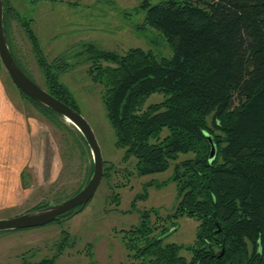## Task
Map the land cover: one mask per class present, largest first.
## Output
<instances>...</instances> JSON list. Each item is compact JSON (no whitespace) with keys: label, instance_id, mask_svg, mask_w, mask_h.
<instances>
[{"label":"trees","instance_id":"trees-1","mask_svg":"<svg viewBox=\"0 0 264 264\" xmlns=\"http://www.w3.org/2000/svg\"><path fill=\"white\" fill-rule=\"evenodd\" d=\"M3 5V27L16 62L27 73L9 43L11 17L21 22L31 43L44 88L80 111L58 77L71 66L65 55L49 62L29 22L10 1L3 0ZM132 12L143 13L138 29L158 30L170 46L169 54L160 56L139 46L118 53L91 44L81 51L90 52L89 70L105 88L107 118L117 145L124 148L122 158L134 157L138 175L173 164L168 181L176 182L178 201L173 212L156 217L175 223L172 217L187 214L198 224L194 243L185 246L188 258L180 252L182 244L163 241L171 226L153 231L150 215L156 210L144 208L139 222L123 230L127 255L146 264H264V0H141ZM18 90L48 119L68 127L56 110ZM153 92H161L162 99L142 108ZM73 127L69 131L89 162L71 194L93 170L88 142ZM207 133L216 146L213 157ZM181 153L192 155L180 158ZM111 166L104 160L102 178L110 176ZM112 197L118 198L117 192ZM90 199L53 221L81 211ZM61 232L55 253L37 260L22 257L14 264H54L69 237L66 230Z\"/></svg>","mask_w":264,"mask_h":264},{"label":"rangeland","instance_id":"rangeland-1","mask_svg":"<svg viewBox=\"0 0 264 264\" xmlns=\"http://www.w3.org/2000/svg\"><path fill=\"white\" fill-rule=\"evenodd\" d=\"M27 20L35 32L40 46L50 62L62 55L71 64L61 71L59 79L64 82L76 98L80 112L91 125L106 164H111L110 176L101 178L100 183L84 209L63 221H51L42 225L0 232V264H14L22 257L37 260L55 253L59 240L68 230L67 242L54 264H122L131 261L126 258L127 250L122 241L123 230L140 220V210L155 206L159 216L173 211L176 201V182L168 181L172 171L167 169L144 175H137L134 157L122 158L124 148L117 145L113 127L107 118L104 103V86L93 78L89 70L92 64L90 52L81 51L87 45L124 53L129 48L139 46L150 49L162 56L170 53V46L155 28L147 32L136 27L143 21V13H134L132 8L141 0H8ZM156 1V0H151ZM9 43L27 73L42 87L44 74L32 51L31 43L19 20L14 17L8 24ZM151 39L153 41H151ZM68 54V55H66ZM104 63V62H103ZM0 79L12 94L19 109L32 118L33 142L39 147H47L53 153L51 169H46L44 154L33 152L32 164L28 170L29 186L14 190L8 198V205L0 208V218L12 216L41 202H55V198L66 197L74 192L85 177L89 158L84 159L79 146L68 127L58 126L42 114L36 106L18 90L8 72L0 62ZM161 92L149 94L143 103L145 108L162 99ZM75 126V125H74ZM38 147V145L36 144ZM34 145L33 147L36 148ZM45 148V150L47 149ZM47 155V154H46ZM192 155L181 153L180 158ZM46 159V158H45ZM92 159V155L90 157ZM152 179V184H145ZM165 180L163 184L159 182ZM158 184V185H157ZM146 187L145 199L135 194ZM117 192L118 198L112 197ZM151 211L150 219L154 229L166 223L157 219ZM176 226L165 238L182 244L180 252L189 258L185 248L195 241L198 220L183 214L176 218ZM73 242V243H74ZM88 249L92 257L88 254ZM134 264H146L135 258ZM132 262V261H131Z\"/></svg>","mask_w":264,"mask_h":264},{"label":"water","instance_id":"water-1","mask_svg":"<svg viewBox=\"0 0 264 264\" xmlns=\"http://www.w3.org/2000/svg\"><path fill=\"white\" fill-rule=\"evenodd\" d=\"M3 8V0H0L1 64L6 69L11 80L18 88L37 101L56 110L64 118H67L73 125H75L78 130H80L90 147L93 160V170L87 182L70 196L59 201L28 209L12 216L0 218V231L42 225L53 221L63 212L70 210L77 205L85 204L93 196L100 183L103 175L104 164L100 145L91 125L83 116V114L47 91L44 87L40 86L20 67V65L14 59L7 43V38L3 27ZM207 137L211 143L210 157H213L216 151V146L213 142L212 136L207 133Z\"/></svg>","mask_w":264,"mask_h":264},{"label":"crops","instance_id":"crops-1","mask_svg":"<svg viewBox=\"0 0 264 264\" xmlns=\"http://www.w3.org/2000/svg\"><path fill=\"white\" fill-rule=\"evenodd\" d=\"M19 108L0 79V208L8 205L14 190L29 186L28 170L36 166H31L33 152L43 153L46 169L53 171V153L33 142L32 117Z\"/></svg>","mask_w":264,"mask_h":264},{"label":"flooded vegetation","instance_id":"flooded-vegetation-1","mask_svg":"<svg viewBox=\"0 0 264 264\" xmlns=\"http://www.w3.org/2000/svg\"><path fill=\"white\" fill-rule=\"evenodd\" d=\"M137 175H138V174H137ZM143 189H144V190L141 192L142 194H141L140 196H136L137 194H135V196L132 198V200H131V202H130L131 205H134L135 200H136L138 197H140V199H141V198L145 199V197L147 196V190H146V187H144V186H143ZM138 194H140V193H138ZM90 200H91V199H90ZM177 201H178V200H177V198H176V201H175V202L177 203ZM176 203H175V207H176ZM85 206H86V205H85ZM85 206L83 207V209L85 208ZM150 207H152V208H154V209L156 210V213H155V214H158V212H157V208H156L155 206H150ZM150 207H146V208H150ZM175 207H174V208H175ZM73 208L75 209V208H77V207L75 206V207H73ZM73 208H72V210H73ZM70 210H71V209H70ZM77 212H79V211H76L75 213H77ZM153 212H154V211H153ZM170 212H173V211H170ZM75 213H73L72 215H74ZM168 213H169V212H168ZM139 214H140V213H139ZM166 214H167V213H166ZM166 214H165V215H166ZM72 215H70L69 217L64 218L63 220H66V219L70 218ZM158 215H159V214H158ZM165 215H164V216H165ZM180 216H181V215H180ZM177 217H179V216H177ZM177 217H175V218L172 217V219L175 221V223L171 222L172 220H170V219H169V220H164V219H163L164 221H166V223L162 224L161 227L156 228L157 230H155V229L153 228V231H154V232H158V231H159L161 228H163L164 226H166L167 229H168L170 226H171V228H172V227H173L172 225L174 224V228H173V229L170 228V230L168 231V233H166V235H163V241H168V240H166L165 238H167L166 236H168L169 234H171L172 231L175 229V227H177V226H176V222H177V221H176V218H177ZM156 218H157V219H160L159 217H156ZM150 220H151V219H150ZM128 228H129V227H128ZM167 229H166V230H167ZM66 231L69 232L68 230H66ZM70 235H71V234H69V236H70ZM68 242H69V241H68ZM68 242H67V244H68ZM73 242H74V241H71V240H70L69 243H70V244H75V242H74V243H73ZM67 244H65L64 248L67 246ZM123 244H124V243H123ZM124 246H125V245H124ZM125 249H126V248H125ZM126 250H127V249H126ZM62 251H63V249H62ZM62 251H61V253H62ZM87 251H88V254L92 257V253H91L90 249H88ZM127 252H128V251H127ZM58 256H59V255H57V257H58ZM57 257H56V258H57ZM126 258H127V259H130L132 262H131V261H127L126 263H124V260H125V258H124V260L122 261V264H134V263H135V261H134L135 257H133V256H128L127 253H126ZM55 260H56V259H55ZM139 260H140V259H139ZM54 262H55V261H54ZM90 263H91V264H95V262H94L92 259H91V262H90ZM142 263H143V262H142Z\"/></svg>","mask_w":264,"mask_h":264},{"label":"bare ground","instance_id":"bare-ground-1","mask_svg":"<svg viewBox=\"0 0 264 264\" xmlns=\"http://www.w3.org/2000/svg\"><path fill=\"white\" fill-rule=\"evenodd\" d=\"M67 119V118H66Z\"/></svg>","mask_w":264,"mask_h":264}]
</instances>
